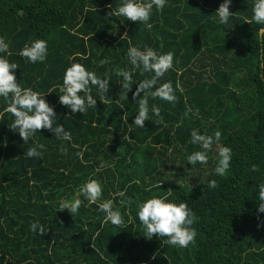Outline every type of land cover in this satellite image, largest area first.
<instances>
[{"label":"trees","instance_id":"obj_1","mask_svg":"<svg viewBox=\"0 0 264 264\" xmlns=\"http://www.w3.org/2000/svg\"><path fill=\"white\" fill-rule=\"evenodd\" d=\"M223 2L166 0L162 11L153 6L148 29L115 15L124 0H0V38L11 53L0 57L18 65L13 71L20 86L45 94L57 115L54 126L71 133L66 141L39 130L25 144L10 130L15 118L0 97V264H264V213L258 211L264 184V25L253 20L256 0H232V14L221 24L216 11ZM37 39L47 42L48 55L33 64L20 52ZM130 47L174 53L173 68L155 87L171 82L178 101L149 95L143 128L133 120L144 97L132 100V92L154 73L133 71ZM74 63L110 84L103 99L91 86L97 105L75 115L59 103L65 71ZM121 70L132 72L128 97L120 95ZM153 106L160 108L159 117ZM193 129L207 136L221 132L206 152L207 164L188 163L193 152L205 151L191 143ZM222 146L231 148L232 159L219 176ZM32 147L42 152L39 160L24 156ZM90 180L102 186L94 204L80 192ZM212 180L219 187L209 188ZM153 197L187 203L199 218L192 225L194 243L181 248L168 245L167 237H144L138 212ZM75 199L82 201L75 215L60 211L61 203ZM107 200L120 211L122 226L105 221L99 204ZM36 221L45 235L32 232Z\"/></svg>","mask_w":264,"mask_h":264},{"label":"clouds","instance_id":"obj_2","mask_svg":"<svg viewBox=\"0 0 264 264\" xmlns=\"http://www.w3.org/2000/svg\"><path fill=\"white\" fill-rule=\"evenodd\" d=\"M232 0H224L220 4L216 13L219 16L221 24L227 23L232 12L229 8ZM166 5V0H124V3L115 10V15L124 16L127 20L132 22H142L148 29L152 25L149 23L153 6L156 10L162 11ZM253 20L256 24L264 25V0H256L253 7ZM259 32L264 35V28H260ZM127 32H125L126 34ZM123 39V36L121 37ZM162 46V45H161ZM0 52H7L9 55V45L3 38H0ZM20 55L33 64L37 62H44L48 55V44L45 40L37 39L31 45H25L21 50ZM128 58L133 71L142 68V73H154L150 79H145L137 84L134 92H132V72L117 71V75L122 77L121 97H128V93L132 92V100H137L143 94L142 99H139V110L135 116L133 123L140 128L145 127V121L149 119L148 96L152 98H159L169 103H176L178 101L175 95L171 82H165L159 87H155L158 80L161 79L165 73L173 68L174 53L168 52L166 54H158L152 48H146L144 51L137 47H130L128 50ZM102 61L101 63H105ZM15 69H18L16 63H10L6 58L0 57V97L8 101V106L5 111L11 113L15 118L14 122L9 125L10 130L18 132L24 143H28L30 137L39 130L47 129L54 133L57 139L66 141L71 140V133L66 131L63 125L54 126L56 118L55 109L43 98L45 96L33 91L31 88H22L17 81L14 74ZM91 86H95L101 98L108 93L110 84L109 79H101L94 72L88 71L82 64L74 63L65 71L63 77V86L61 87L62 95H59V103L70 109L73 115L83 114L88 107H95L97 100L91 95ZM155 87V91L149 92ZM177 88L180 85L177 84ZM182 91V89H180ZM83 92L82 97L79 93ZM51 93V92H49ZM11 94V96H10ZM152 113L159 117L161 110L159 107L153 106ZM191 112L188 109L185 116ZM221 139V132L217 130L214 136H207L199 134L197 130L193 129L191 132V143L199 144L205 151H196L187 157L190 165L208 163L207 150L211 149L213 143H219ZM43 149V145L38 146ZM61 153H65V149L61 146ZM77 155H82L78 153ZM26 158H35L39 160L42 157V152L37 147L29 148L24 152ZM219 161L215 168V173L219 176L226 175L230 168V161L232 159V150L229 147L222 146L219 148ZM257 166H252V171H257ZM209 188H217L219 185L216 180H212L208 184ZM80 192L87 198L89 203H96L102 196V186L96 180H90L85 183ZM118 196L123 197L125 192L117 193ZM259 199L261 203L258 206V211L264 213V184L259 186ZM82 201L75 199L71 203H61L60 211L68 210L72 215H75ZM99 210L104 212L105 221H110L113 225L119 227L123 225V218L119 210H113V201L107 200L99 204ZM138 217L140 222L146 227L147 239L156 237H167L166 243L171 246H179L187 248L189 244L194 243L196 238V230L192 225L198 221V217L188 207L187 203H172L168 202L167 197H153L148 199L140 205ZM63 223L62 220H58ZM31 230L34 234L41 236L47 233L38 221L33 222ZM155 258V257H153Z\"/></svg>","mask_w":264,"mask_h":264}]
</instances>
